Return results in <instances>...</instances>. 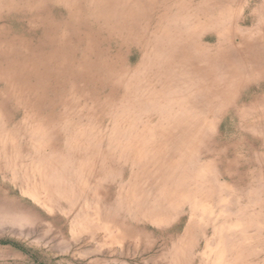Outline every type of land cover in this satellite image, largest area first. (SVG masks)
<instances>
[{
    "label": "rangeland",
    "instance_id": "rangeland-1",
    "mask_svg": "<svg viewBox=\"0 0 264 264\" xmlns=\"http://www.w3.org/2000/svg\"><path fill=\"white\" fill-rule=\"evenodd\" d=\"M0 264H264V0H0Z\"/></svg>",
    "mask_w": 264,
    "mask_h": 264
},
{
    "label": "bare ground",
    "instance_id": "bare-ground-1",
    "mask_svg": "<svg viewBox=\"0 0 264 264\" xmlns=\"http://www.w3.org/2000/svg\"><path fill=\"white\" fill-rule=\"evenodd\" d=\"M190 14V13H189ZM186 15V14H185ZM182 16V15H181ZM194 16H195V14H194ZM194 16H189L186 20H187V23L190 21L191 23H193L194 21H193V18H194ZM183 17H185V16H183ZM181 18V17H180ZM185 20V19H184ZM178 21V20H177ZM174 22V21H173ZM178 22H180V21H178ZM175 24H176V22H174ZM184 24V22H181V24H179V25H183ZM187 25V24H186ZM191 27L190 26H186V28H181L180 26H175V30H174V33L173 34H171V35H167L166 37H168V36H170L169 38H168V40L169 41H172V45H171V50H172V52H174V55H175V52H177V50L179 49V51L181 50V45H182V43L184 42L183 41V36H184V40H186L187 38L188 39H190L191 37H192V34H193V32L191 31ZM184 30H186V31H184ZM152 36V35H151ZM165 37H162V39H164ZM239 42H244L245 40H244V38L242 37V36H239ZM189 41V40H188ZM189 44H190V42H188ZM173 44H175V46L173 47ZM189 44H187V46L189 47V50H190V48H194L193 46H189ZM191 44H193V43H191ZM190 44V45H191ZM241 47V46H240ZM177 48V49H176ZM249 49V48H248ZM234 50V49H233ZM241 50V49H240ZM239 49H238V53H239V51H240ZM193 51H195V50H193ZM230 52H231V50H229ZM245 51H247V50H245ZM244 50H242L238 55H240L239 56V60H240V62L242 63V64H246L245 62H246V52H245ZM151 53V52H150ZM229 54V53H228ZM235 54H236V52H235ZM180 55L182 56V58H183V62H182V65H186V70H187V74H191V75H193L194 73H196V72H198V66L193 62V58H194V54H193V52H192V49H191V51H189V53L188 54H185L184 52H180ZM230 55V57H232V55H234V53H232V54H229ZM144 56V55H143ZM170 56V55H169ZM177 56V55H176ZM173 57H175V56H173ZM237 57V56H236ZM163 58V57H162ZM189 58V59H188ZM227 58H229V57H227ZM172 60V59H171ZM174 60V59H173ZM172 60V61H173ZM230 60V59H229ZM176 61V60H175ZM180 62V61H179ZM171 63V62H170ZM177 65V64H176ZM178 66V65H177ZM179 66H181V65H179ZM179 66L177 67L178 69H180L179 68ZM185 68H181V69H185ZM191 70V72H189L190 70ZM178 72H181V71H178ZM235 72H231V73H226V77H225V80L226 79H229L230 80V76L232 75L233 76V74H234ZM185 74H186V72L184 73H182V74H179V75H177L176 74V72L175 71H170L169 72V74H167V76L168 77H166V79L168 80L166 83H167V86L168 85H171L172 86V84H176L178 87H181L182 85H184L185 84V82H188V81H186V78H187V76L185 77ZM190 83H193V80H191L190 81ZM200 91V90H199ZM177 100L179 101V99L177 98ZM181 101H183V100H181ZM178 104V103H177Z\"/></svg>",
    "mask_w": 264,
    "mask_h": 264
}]
</instances>
